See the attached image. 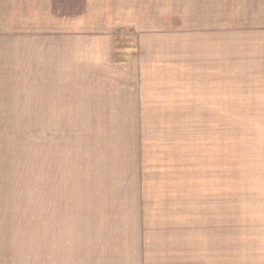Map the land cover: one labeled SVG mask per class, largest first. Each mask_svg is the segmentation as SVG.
I'll use <instances>...</instances> for the list:
<instances>
[{
  "label": "rangeland",
  "instance_id": "obj_1",
  "mask_svg": "<svg viewBox=\"0 0 264 264\" xmlns=\"http://www.w3.org/2000/svg\"><path fill=\"white\" fill-rule=\"evenodd\" d=\"M0 264H264V0H2Z\"/></svg>",
  "mask_w": 264,
  "mask_h": 264
},
{
  "label": "crops",
  "instance_id": "obj_2",
  "mask_svg": "<svg viewBox=\"0 0 264 264\" xmlns=\"http://www.w3.org/2000/svg\"><path fill=\"white\" fill-rule=\"evenodd\" d=\"M4 1H10V0H4ZM14 4L16 0H13ZM1 5H2V0H0V21H1Z\"/></svg>",
  "mask_w": 264,
  "mask_h": 264
}]
</instances>
